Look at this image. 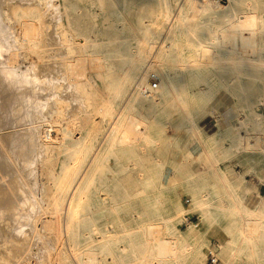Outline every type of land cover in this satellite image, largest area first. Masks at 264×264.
<instances>
[{
  "label": "bare ground",
  "instance_id": "6f19581e",
  "mask_svg": "<svg viewBox=\"0 0 264 264\" xmlns=\"http://www.w3.org/2000/svg\"><path fill=\"white\" fill-rule=\"evenodd\" d=\"M52 1L54 2V0ZM177 1L178 0H152V2L151 0H140L139 2L138 0H70L68 5L63 3V5L59 6L58 8L56 7L57 11H60L59 14H57L58 17H56L59 19L58 28L61 32V39H63L65 42H69V40L72 39V43H67L66 57H64V55H60L61 57L58 56L59 58L57 59H60V61L57 60L58 62L55 63L49 60V58L52 59V57L56 55L53 54L55 50L53 45L55 43V39L57 38L53 34L52 36L55 37H52V42H48L49 34L45 30L46 24L44 25L45 22L43 21L42 16L43 12L41 13L40 9L36 8H29L24 11H17V9H15L13 11V16L18 20L30 19L29 23H24L26 27L23 30L25 31L26 37H23V40L27 41L29 47L35 50L37 54L36 56L39 59V68L43 71L44 69H47V74L44 75L42 72L37 79L41 82L38 83L42 84L41 86L43 90L48 91L46 90L48 88L53 90L55 87L57 89L58 87L56 85L58 84V80L56 79V75L63 71L64 73L62 76L65 74V77L68 78L66 80H71L74 82V84L69 85L67 88L68 93L70 94L65 96H67L69 100V95H72L73 97L71 96V100H75V102H77L75 104L78 105V101H81V94L83 95V93H86L85 87L89 82L87 79L86 80L88 82L82 80L83 71H86L88 68L87 60L93 61L94 59H100V54H103L105 59L104 65L106 68H116L120 71V77H118V73L112 79L111 96H109V99L105 101L106 103L103 106V110H101L103 120L104 118L109 117L107 127L100 134L99 125L94 122L95 119L83 124L85 127L84 132H81L80 136L73 143L75 156V159L73 158L74 164L66 171L63 181H66L70 175L71 179H69L67 185L66 182H60L59 184L57 183L54 191H50L51 193L48 192L50 194L48 202V214L54 216L57 213H61L65 215L67 220H71L75 208L77 209V207L82 204L83 194L86 193L91 177L94 175L96 168L100 165L102 158H104L106 154H112L117 157V164L121 165L122 167H130V163L135 165L136 163L132 161L124 163L119 155V152L121 150H126L128 147H134L137 144L136 142L143 138L146 142L153 143L157 139V133L166 128L169 122L177 117H180V120H182L179 122L182 125L183 131L190 129L197 132L199 129L200 135L204 136L207 140H218L220 139V135L226 134L230 136L229 148L232 152L250 151L257 154L259 153L260 158L264 160V114L257 112L251 103L247 105L249 109L248 115H246L245 118L241 117L238 119L239 125L237 127H234L231 124L225 126L224 128H218L214 132L208 134L203 133L201 127L198 128L195 121V116H197L198 113L200 114L206 111L205 107L207 100L209 99L210 94L213 92L212 84H210L208 77V74L211 70L227 69L231 72H237V74H246V76L249 77L246 88V91L248 92L255 88L257 85V79L264 81V17H262L263 13L260 9V4H264V0H223L208 1L202 4H197L193 0H180L182 7L178 6ZM143 6H147L148 8L143 9ZM52 9L54 12L53 6ZM120 9H124V15L121 13ZM142 9L143 12H141ZM42 11H45V9H42ZM49 12L47 13L49 14ZM44 14L45 13H43V15ZM216 19L223 20V25L219 28H217L218 26L216 28L211 26V24H213ZM54 22L56 23V21ZM132 27L137 30V34H134V32L130 31ZM201 29L204 30V37H199L197 34V32ZM127 30L130 31L131 38L135 39L134 43L128 42L126 39L128 37V35L125 33ZM182 36H184V38ZM180 37L183 38V42H181ZM181 43L186 45L188 53L186 56L179 58V54L182 53L183 50L180 48ZM47 44L51 47L47 48ZM57 53L59 52L57 51ZM91 65L94 68L103 66L102 63L99 62L93 64L91 63ZM40 69L39 71H41ZM151 69L156 71L155 73L159 82L158 91L151 94V98L153 97L151 101L153 105L157 107V109L154 110L150 117H145L141 114L139 116H135L132 113L134 108L133 100L138 95H146L141 92L139 85L147 84V74ZM34 80L35 79L32 81L33 83ZM65 83L66 82L63 83V86ZM262 87H264V84H262ZM189 88L190 90L192 89V93H190ZM88 92L90 91L88 90ZM51 95L48 97L50 100L47 101L49 104H47V102H42L41 100H37L35 102L33 101L32 106L29 103L32 110L34 109V116L37 115V117H39L38 119L42 120L46 118V114H48L50 117H53L55 114L58 115V113H60V110L58 109L60 102L58 101L57 97ZM65 96L63 95L62 98ZM84 98L86 99V97ZM193 100H197V104H193L191 107L189 104L194 103L192 102ZM82 101H84V99ZM256 101L260 102L262 101V98H257ZM89 103H91V101ZM82 105L84 104L82 103ZM82 105L80 107H82ZM194 106L197 108L195 112L191 110ZM25 109L28 112L30 111L27 108ZM78 109L79 108L77 107V111ZM198 110L201 111L198 112ZM24 114L26 115L27 113L24 112ZM51 120L50 122H53V118ZM30 122L32 121L30 120ZM50 122L48 127L43 128L42 133H40L42 140L46 143L45 144L43 142V144H45V148L49 147L48 142H50L51 139H56V128H54ZM33 132H28V135L29 133L33 135H35V132L38 133L36 130L34 133ZM9 134L7 133L8 138ZM12 141L14 142V140ZM24 141H26V139H24ZM13 142L12 144H14ZM26 142L25 144H27ZM33 142L35 141L33 140ZM5 143L6 142H4V144ZM211 159L213 163L210 168L212 174L218 172L223 180L224 185L230 187L231 181L229 182V175L232 172H230L228 169H221L218 164H214V162H218V159L216 157L214 158L213 152ZM263 169L264 166L260 165L257 166L256 170L254 171V174L259 177V181L264 180ZM0 170L4 171L2 169ZM5 172L8 171H4V173ZM47 173L50 178L53 177L51 170L48 169ZM3 177H0V180L3 179ZM190 178L193 179L192 177ZM116 181L124 193L123 201L120 202L119 218L123 220L122 223L124 224L126 222H133L134 218L131 214V209L128 207L125 201L126 197L128 198L131 192L129 194V191L121 184L120 180ZM197 181L198 177L195 175L194 183H190L191 185L194 184L195 188H190L188 190L191 196L188 206H184L182 203L176 200L175 208L169 209L165 206V213L163 214L161 207L157 204L158 201L156 199L151 200V217L159 221L158 223H161L171 236L170 238H157L155 233V237L152 236L150 238L154 243H152L153 246H151V244L150 246L156 249L155 250L152 248V250L154 249L159 255L162 256H175L179 253H182V249L188 245L190 240L194 241L195 248H197L198 245L204 242L202 232L199 228H196L194 224H188L186 230L181 231V229L178 227L180 218L184 213L194 211L201 215V218L205 224L213 225L217 217L215 215L214 208L216 209V212H219L222 215L239 213L245 214V216H241V222L236 226L233 227L232 225L224 227L223 233L228 239L227 245H230L229 243L232 241L231 236L233 234V229L237 230V234L243 239L241 245L239 246L240 251L245 246L250 247L254 243L255 235H250V233L248 234L246 231L248 229L250 231L251 229L259 230L258 235L261 236L262 242L264 243V194L259 195L258 204L252 208L245 205L242 199L243 196L236 194H233L234 196L231 201H224L220 197H216L215 201H213V198L209 196V183L204 180L203 176L200 177L199 182ZM8 182L9 181H7V183ZM4 183L6 184L5 181ZM10 183L11 181L9 182L10 186L14 185L13 182L12 184ZM6 189H8V187ZM6 189H4V191ZM2 190L3 187L0 184L1 194ZM140 191L143 192V190ZM9 194H11V192ZM1 197L3 199V196ZM99 201H102V198H100L99 195H96L94 197V203H99ZM1 202H3V200ZM9 202H11V200ZM8 204H6V206ZM2 206L0 208H2ZM6 206H4V208L6 212H8ZM8 210L10 209L8 208ZM1 216L3 215H0V217ZM38 217H40V215ZM51 219L53 220V218ZM249 220H251V222L254 220L255 222L250 224ZM144 221L145 219L139 218L138 222H135L141 226L140 223L142 224ZM243 221H246V224L243 223ZM111 223L112 225L110 229L93 223L90 225V231L88 235L83 236L81 240H79V234L75 238H72L70 244L71 247L69 250L70 255L69 251L63 250V247L59 242H55L57 243L56 250L58 257L56 262L59 264H73L70 261V257L72 258L73 254L76 256L77 245L83 243H87V245H89L93 251L95 249L97 251L107 250L114 252L118 257H120L123 247H121V244L119 243L127 238L124 247L130 246L132 245L131 239L133 236L131 232H128L129 228L126 226L120 228V224L115 219ZM42 224L47 226L49 225L47 221L42 222ZM22 225L24 224L22 223ZM146 226H148L149 231L151 230V232H148V234L153 235L152 230L154 223L147 224ZM12 233L14 234V231ZM95 235L100 236V238L98 237L95 239V237H97ZM141 235L143 234L141 233ZM2 238H4V235ZM12 243L11 245L7 244L10 245L8 253L15 252V254H17L21 252H17L19 250L18 248H20L18 244L13 246ZM72 252L73 254H71ZM7 256L9 257V255ZM20 256L21 257H18L21 259L22 264H27L25 262L26 260H23L24 255L22 254ZM89 259L92 260L93 258L90 257ZM194 259L195 253L192 254V261ZM7 260L0 252V264H8Z\"/></svg>",
  "mask_w": 264,
  "mask_h": 264
},
{
  "label": "rangeland",
  "instance_id": "374dc122",
  "mask_svg": "<svg viewBox=\"0 0 264 264\" xmlns=\"http://www.w3.org/2000/svg\"><path fill=\"white\" fill-rule=\"evenodd\" d=\"M139 1L140 0H138V2ZM0 2V166L3 167L4 165V167H0V169L8 171L4 173V171L0 170V174L2 173L0 177H5H3L4 180H0V184L3 187L2 194L0 193V197L3 196V199L2 197L0 198V204H5L4 206H6V204L9 203L6 206L8 212H6L4 206L0 205V207L2 206V208H0V215H3L0 217V236L3 237L4 235V238L0 237V252L2 253V256L6 258V260L8 259V264H22L21 259H19V257H21L20 255L22 254L24 255L23 260H26L25 262L27 264H50V262L51 264H59L58 262H56L58 260L56 250V245L58 242L60 243V245H62L63 250L69 251L72 238H75L79 234V240H81L83 236L88 235L91 224L95 223L100 225L101 227L110 229L112 225L111 222L114 219L118 221V223L120 224V228H123L125 226L129 228L128 232H131L133 236L131 239L132 245L124 247L127 238L119 243L121 244V247H123V250L120 254V257L122 258L118 257L114 252L107 250L97 251L95 249L93 251L91 250L92 248L87 245V243H83L77 245L76 256L75 254H73V252L71 253L73 254V257H70V261L73 264H210L207 249L211 247V244H214L218 247L219 260L217 264H264V243L262 242L261 236L258 235L259 230H246L248 234L250 233V235H255V240L250 247L245 246L240 251L239 246L241 245L243 239L237 234L238 231L233 229V234L231 236L232 241H230V245H227L228 239L223 233L224 227L232 225L233 227L236 226L241 222V216H245V214L239 213L222 215L221 213L216 212L215 208V215L217 217L213 225L205 224L201 218V215L198 212L194 211L186 212L180 218L178 227L179 229H181V231H185L188 224H194V226L196 228H199L202 232L204 242L198 245L197 248H195L194 241L190 240L188 245L184 249H182L181 254L179 253L175 256L170 255V257L167 255H163V257L162 255H159L157 251H155L156 249L154 247H151L153 246V240H151L150 238L154 236L155 233V236L157 238L171 237L169 232L166 231V228L163 227L161 223H158L159 221L151 217V200L156 199L158 201L157 204L161 207V211L163 212V214L165 213V206L169 209L175 208L176 200L182 203V205L188 206L191 200V196L188 191L190 188H185L184 185L190 184L188 183V181H193L195 175L197 174H195L194 177L192 175L186 177V170L192 169L196 173H200L199 175H197L198 181L200 177H204V180L209 183V196L213 198V201H215L216 197H220L224 201H231L234 196L233 194L240 195L235 190L237 185L233 183V181H235V175H243L244 181L253 182L255 184V188L252 189L249 193H246L247 196L242 197L245 205L252 208L256 204H258V193L264 194V180L259 181L254 174V171L258 166L257 161L260 158L259 153L256 154L254 152L248 151L245 153L235 154V152H232L229 148L230 136L226 134L220 135V139L218 140H207L197 131L195 135L198 134L200 140L196 136L193 142V147L194 149H196L195 156L189 158H185L183 155V153L185 152V148L182 145V141L178 144H175L173 142L166 151L164 150L165 148L158 149L159 153H156L154 149L150 148L152 143L146 142L144 138L137 141V144L134 147H128L126 149L129 153L128 155H131L133 151H135V149H140L141 151L148 152V159L149 161H151L148 174L151 175L154 179L152 178L153 180L151 181V183H147L145 185H151L150 187H143L141 189L143 190V192L138 190L140 185H138L136 180H138V178H142V174L136 173L134 171L135 165L130 163V167H122L121 165L117 164V157L112 154H106L104 158H102V162L100 163V165L96 168L94 175L91 177L86 193L83 194L82 204L78 206L77 209L75 208L72 219L67 220L65 215L61 213H57L58 215L55 214L54 216L48 214V202L50 198L49 193L54 191L57 183L59 184L60 182H66L67 185L69 179H71L70 175V177H68L66 181H63L66 171L74 164L73 158L75 159V156L73 143L80 136V133L84 132L85 127L83 126V124L95 119L94 122L99 125L100 134L107 127L109 117H106L103 120L101 110H103V106L106 103L105 101H107L109 99V96H111L110 94L112 93V79L118 73V77H120V71L116 68L107 69L104 65L105 59L103 54H100V59H94L93 61L87 60L88 68L86 69V71H83L82 80L85 82H89L85 87L86 93H83V95L81 94L82 98L80 97L81 101H78V105L75 104L77 103L75 102V100H71L72 95H69L70 99L68 100L67 94L70 93H68L67 88L69 87V85L74 84V82L71 80H66L68 78L65 77V74L64 76H62L64 73L63 71L59 72V74L56 75V79L58 80V84L56 85L58 87L57 89L55 87L53 90H51V88L46 89L48 91L43 90L41 86L42 84H40L41 82L37 79L42 72L44 75H46L47 69H44L43 71L39 68V59L36 56L37 54L35 50L29 47L27 41L23 40L26 37L25 31L23 30L26 27L24 23H29L30 19H26L27 21L24 19L18 20L13 16V11L15 9H17V11H24L29 8H36L40 9L41 13H45L44 15L42 13V16L43 21L45 22L44 25L46 24L45 30L49 34L48 42H52V37L56 36L57 38L55 39L56 44L54 43L53 45L55 49V53L53 52V54L56 55L53 56L52 59L49 58V60L55 63L60 61V59L57 58L63 55L64 57H66L67 43H72V39H70L69 42H65L63 39H61V32L58 28L59 19L56 18L58 17L57 14H59L60 11L58 12L56 7L58 8L59 6L63 5V3L68 5L70 0H54V2L52 0H0ZM52 2H56V5ZM180 2V0L177 1L178 6L182 7ZM44 6L47 7L45 8ZM52 6L54 8V12L52 11ZM146 8L148 7L143 6V9ZM42 9H45V11H42ZM143 9L141 12H143ZM260 9L263 13L262 17H264V4H260ZM120 10L124 15V9ZM47 12H49V14ZM50 15L52 16V18ZM54 21H56V23ZM222 25L223 20L221 19H216L213 24H211V26H213L214 28H216L217 26V28H219ZM130 31L134 32V34H137V30L134 27H132ZM130 31L127 30L125 32L128 35L126 39L128 40V42L134 43L135 39L131 38ZM53 34L55 36H52ZM197 34L199 37H204V30H199ZM182 37L184 38V36ZM182 37H180L181 42H183ZM49 47L51 46L48 45L47 48ZM180 48L183 50L182 53L179 54V58H182V56H186L188 52L186 45L182 43L180 45ZM56 50L59 53H57ZM96 61L102 63L103 66H100L99 68L92 67L91 63H97ZM39 69L41 71H39ZM150 71L153 70L151 69ZM153 72L156 71L154 70ZM208 77L210 80V84H212L213 92L210 94V97L207 100L205 107L206 113H202V116H200V114L198 113V124L200 125L203 133L210 134L218 128H224L225 126L231 124L234 127H237L239 125L238 119L241 117L245 118L246 115H248L249 109L247 105L250 103L252 104V106H254V109L257 112L264 114V87H262L264 81L257 79V85L255 86V88L248 92L246 91V88L249 77L246 76V74H237V72H231L227 69H213L209 72ZM33 79H35L34 83L32 82ZM64 82L66 83L63 86ZM87 89L91 93L88 92ZM158 89L159 87L157 86L154 92H157ZM190 93H192V89L190 90ZM51 94L57 97L58 101L60 102L58 105L60 113H58V115L55 114L53 117H50L48 114H46V118L42 120L38 119L39 117H37V115L34 116L33 114L34 109L32 110L31 108L32 102H35L37 100L47 102L50 100L48 99V97ZM63 95H67L65 96L66 98H62ZM84 97H86V99ZM257 98H262V101L257 102ZM83 99L84 101H82ZM151 99H153V97L151 98V95L136 96L133 100V115L139 116L141 114L145 117H150L154 110L157 109V107L153 105ZM90 101L91 103H89ZM192 102L194 103L189 104L191 107L193 106V104H197V100H193ZM29 103L31 104V106ZM82 103L84 105H82ZM47 104L49 103L47 102ZM76 105L79 108L78 111L80 112L77 111ZM81 105L83 108L80 107ZM99 107L102 109H100ZM25 108L30 110L31 113L30 111L28 112ZM191 110L195 112L197 108H195L194 106ZM199 111L201 110H198V112ZM24 112L27 114L25 115ZM73 115L75 116V119ZM87 115L89 118L87 117ZM52 118L53 122L55 123L50 122ZM30 120L32 122H30ZM14 122L16 125L14 124ZM49 122L52 123L54 128H56V139H51L50 142H48L49 147L45 148L46 143L42 140L40 133H42L43 128L48 127ZM33 130L34 132L35 130L38 131V133H34ZM28 132H33L35 135L31 133H29L28 135ZM3 133L6 134L4 135ZM7 133H11L9 134V138ZM36 133L40 136H38ZM11 135H13L14 137ZM160 136H162V138L165 137V139L173 137L171 129L169 127H166L163 132L159 133L158 137ZM2 137H4L5 139ZM15 138L17 143L15 141ZM39 138L41 139V141ZM8 139L11 141H9ZM24 139H26L27 142L24 141ZM12 140H14V142ZM33 140L35 142H33ZM3 141L7 144H4ZM12 142L14 144H12ZM25 142L27 144H25ZM43 142L45 144H43ZM212 152L214 158L216 157L218 159V162H214V164H218L221 169H229L231 167L235 173L244 171L243 174L232 173L229 175V182L231 181L230 187L224 185L223 180L218 172L212 174L210 170L211 165L213 164L211 159ZM196 154H199V156L196 157ZM130 158L132 159V157L130 156L126 158V160H124V163L129 162ZM196 162L200 164L199 168L196 167ZM227 165H229L230 167ZM247 168H249V171H245ZM48 169L53 173V177L51 176L52 178H50L47 173ZM171 171L174 174L169 177ZM131 172L133 173L132 178L135 180V185H138V187L136 188H134V186L129 183L122 182V179L120 178L122 174L129 176ZM157 176L159 178H157ZM190 177H192L193 179H191ZM231 177H233V179ZM116 180H120L121 184L129 191V194L131 192L130 196H128V198L126 197L125 201L128 207L131 209V214L134 218L133 222H126L124 224L122 223L123 220L119 218V207L120 202L123 201L124 193L121 187H119V184H117ZM4 181L7 185L4 183ZM7 181H11L10 184H12L13 182L14 187L10 186L9 182L7 183ZM167 183H169L170 185ZM162 184H164L165 187H160V185ZM7 187L8 189H6ZM4 189H6L7 191L5 190V192ZM10 192L11 194H9ZM96 195H99L100 198H102V201H99V203H94V197ZM7 196L12 197L8 198ZM8 199L9 201L11 200V202H9ZM2 200L3 202H1ZM3 208L5 211L3 210ZM8 208L10 210H8ZM39 215L40 217H38ZM51 218H53V220ZM139 218H143L146 221L143 222L144 224L140 223L141 226L136 223L138 222ZM45 221L49 223L48 226L42 224V222ZM249 221L247 222H249L250 224H253V222H255L254 220H252V222L251 220ZM245 222L246 221H243V223ZM22 223L24 225H22ZM153 223V235H150L148 234V232H151V230L149 231V228L146 225ZM13 231L14 234L12 233ZM141 233L143 235H141ZM98 237L100 238V236H97L95 237V239ZM11 243L13 246L15 244H18L21 249L18 248L19 250L17 252H21L17 254H15V252L8 253V249ZM152 248H154L155 250H152ZM24 253H28L26 254L28 258ZM193 253H195V259L192 261ZM7 255H9V257ZM89 256L93 259L90 260Z\"/></svg>",
  "mask_w": 264,
  "mask_h": 264
},
{
  "label": "crops",
  "instance_id": "0c3cea01",
  "mask_svg": "<svg viewBox=\"0 0 264 264\" xmlns=\"http://www.w3.org/2000/svg\"><path fill=\"white\" fill-rule=\"evenodd\" d=\"M205 113H206V111L203 112V114H205ZM203 114L200 113V116H202ZM195 119H196L195 121H196V124H197L198 128H200V125L198 124L199 114H197V116H195ZM179 121H182V120H180V117H177V118L171 120L169 122L168 126H167V127H169L171 129V133L173 135L172 138L165 139V137L162 138V136L158 137L159 133L164 131V129H165L164 128L160 132L157 133V135H156L157 139L151 144L152 147H150V148L154 149L156 153H159L158 149L165 148L164 150L166 151V150H168V147L173 142L175 144H178L179 142L182 141V143H183L182 145L185 148V152L183 153L184 157L185 158H189V157L195 156L196 149H194V147H193V145H194L193 142H194V139L196 138V136H197V138H199V140H200V137H199L198 134L195 135L196 134L195 130L186 129V130L183 131L182 130V125L180 124ZM198 132H199V129H198ZM238 153H245V152H235V154H238ZM128 154L129 153L127 152V150H121L119 152V155H120L122 161L126 160V158H128L129 156L132 157V159L130 158V161L136 163L134 171L136 173L142 174V178H138V180H136L138 185H140L138 190H141L143 187H148V186L150 187L151 185L145 186L147 183H151V181L154 179L151 175L148 174L149 173L148 171L150 169L149 166L151 165V162L148 159V152L147 151L146 152L141 151L140 149H138V150L135 149V151H133V153L131 155H128ZM214 154H215V152H214ZM197 156H199V154H196V157ZM259 157H260V155H259ZM257 164H258V166H260V165L264 166V160L259 158V160L257 161ZM227 166H229V165H227ZM196 167L197 168L200 167V164L197 163V162H196ZM249 168H247L245 171H249ZM228 170H230V172H232L233 174H238V173L239 174H243L244 173V171H242V172L239 171V172L235 173L234 170L231 167ZM132 172H131V174L129 176H126L125 174H122V176L120 178L122 179V182L129 183V184L133 185L134 188H136V187H138V185L137 186L135 185V180L132 178L133 177V173ZM263 172H264V169H263ZM186 173H187L186 177H188L190 175H192L194 177L195 174H197V175L200 174V173H196L192 169L191 170H186ZM173 174L174 173L171 171L170 174H169V177H171ZM255 176L259 180V177L256 174H255ZM162 177H163V175H162ZM157 178H159V177L157 176ZM231 178L233 179V177H231ZM234 179H235V181H233V183H235L237 185L235 190L241 196H247L246 193H249L252 189L255 188V184L253 182L244 181L243 175H240V176L239 175H235ZM197 182H199V181H197ZM188 183H194V180L193 181H188ZM167 184H169V183H167ZM160 187H165V185L162 184V185H160ZM184 187L185 188H195L194 184H192V185L191 184H185ZM259 195H261V193H258V196Z\"/></svg>",
  "mask_w": 264,
  "mask_h": 264
},
{
  "label": "built area",
  "instance_id": "2783aa9c",
  "mask_svg": "<svg viewBox=\"0 0 264 264\" xmlns=\"http://www.w3.org/2000/svg\"><path fill=\"white\" fill-rule=\"evenodd\" d=\"M197 4H202L208 1H223V0H193ZM147 84H140L139 89L142 93L146 95H151L157 88V76L156 73L153 71H149L147 74ZM207 253L209 255V263L210 264H217L218 258V247L214 244H211V247L207 249Z\"/></svg>",
  "mask_w": 264,
  "mask_h": 264
}]
</instances>
